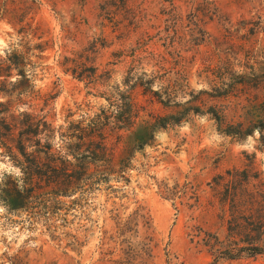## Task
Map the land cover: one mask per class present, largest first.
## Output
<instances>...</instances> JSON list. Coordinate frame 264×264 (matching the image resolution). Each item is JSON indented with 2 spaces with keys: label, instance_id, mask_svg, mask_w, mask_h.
<instances>
[{
  "label": "rangeland",
  "instance_id": "1",
  "mask_svg": "<svg viewBox=\"0 0 264 264\" xmlns=\"http://www.w3.org/2000/svg\"><path fill=\"white\" fill-rule=\"evenodd\" d=\"M263 126L264 0H0V264H264Z\"/></svg>",
  "mask_w": 264,
  "mask_h": 264
},
{
  "label": "trees",
  "instance_id": "2",
  "mask_svg": "<svg viewBox=\"0 0 264 264\" xmlns=\"http://www.w3.org/2000/svg\"><path fill=\"white\" fill-rule=\"evenodd\" d=\"M131 110H132V105L129 103V105L126 107V111H125L127 113V117H125V119H124V122H127V123H125L126 127L131 126V124L133 123V121L131 119L132 116L130 114ZM196 112H200V107L196 108ZM208 113L211 114L212 117L214 119H216L219 124L223 123L222 121L224 118L222 115L218 114L216 109L211 108ZM180 122H181L180 119L175 117L174 121L171 124H178ZM168 124H169L168 117L160 116L157 118V122L152 124V130L154 131L155 129L166 128L168 126ZM240 126L234 128V129L225 130V132L227 134H230V135H239V136L250 135L251 133H253V128L245 131ZM262 128L264 129V126ZM39 133H40L39 130H36V134H39ZM22 147H23V145H22ZM87 157H89L95 163L107 161L108 153H107L106 146L104 145V141L97 143L95 148L92 149V151H90V154L87 155ZM83 170H84V175H86L87 167L85 166V163L83 166ZM96 172L97 173H92L89 176L92 186L98 185L102 179L108 180V178H109V176L107 175V173L105 171H101V172L96 171ZM27 175H28V178L30 180L29 182H31V184H32V182L36 181V179H35L36 175L39 177H42L41 173H34V172H27ZM68 177H69V175H67V174L63 175V176L62 175L58 176V178L61 180V182H64V184L67 182ZM81 180L85 181L87 179H85L84 177H81ZM259 253H263L262 247H256L254 249V251L252 252V254H259ZM231 258H235V257H231Z\"/></svg>",
  "mask_w": 264,
  "mask_h": 264
}]
</instances>
